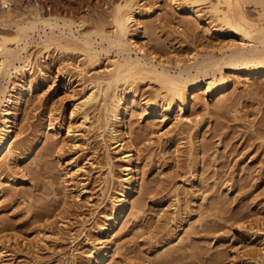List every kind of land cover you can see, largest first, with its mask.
<instances>
[{
	"label": "rangeland",
	"instance_id": "obj_1",
	"mask_svg": "<svg viewBox=\"0 0 264 264\" xmlns=\"http://www.w3.org/2000/svg\"><path fill=\"white\" fill-rule=\"evenodd\" d=\"M118 1L12 0L5 8L0 0V34L15 31L7 18L19 21L34 10L68 17L82 33L101 25L111 32V12ZM151 1L163 10L142 18L136 39L158 60L174 66L235 40L225 30L217 32V23L210 32L212 19L203 11L197 18L178 11L172 0ZM31 47L38 55L36 44ZM107 58L101 55L93 73L104 69ZM86 63L81 53L52 49L38 55L35 72L25 83L14 78L7 84L23 87L24 103L16 128L18 148L0 159L4 264H92V252L108 244L111 230L101 235L95 228L104 213L112 215L109 198L121 189L117 180L125 177V162L120 147L93 128L98 110L81 127L75 104L89 94V77L80 71ZM263 72L225 71L229 82L222 93H206L204 86L192 89L183 114L191 122L178 127L173 124L182 116L179 105L164 103L157 84L137 82L135 98L134 92H126L139 167L132 200L141 213L132 210L118 226L112 222L110 227L122 237L108 252L109 264H264ZM72 157L81 170L69 178L64 166ZM83 185L87 191L80 193ZM42 226L56 236L37 246Z\"/></svg>",
	"mask_w": 264,
	"mask_h": 264
},
{
	"label": "bare ground",
	"instance_id": "obj_2",
	"mask_svg": "<svg viewBox=\"0 0 264 264\" xmlns=\"http://www.w3.org/2000/svg\"><path fill=\"white\" fill-rule=\"evenodd\" d=\"M1 1L5 8L12 4V0ZM172 3L178 11L186 10L197 18H200L201 11L205 12L212 19L207 25L210 32L214 29V23H217V32L225 34L227 31L235 40L220 43L211 51L201 50L202 53L194 54L191 60L176 61L174 66L170 61L158 60L156 55H148L136 39L143 28L142 18L158 16L163 10L162 5L149 0H119L115 3L111 12V32L101 25L82 33L75 29V22L68 17H61L52 10L48 14L34 10L29 17L19 21L7 18L5 21L12 23L15 31L0 34V159L11 157L18 148L20 135L16 128L19 109L24 103L23 87L10 88L7 84L14 78L25 83L29 75L35 72L38 55H47L52 49L81 53L87 59L86 67L80 71L82 75L89 77V94L75 104L77 111L82 114L81 127H87V123L91 121L90 112L98 110L100 115L98 118L96 116V123H92L95 125L93 128L103 132L102 134L106 133L109 141L120 147L121 158L125 162V177L117 180L121 189L116 191L117 197L109 198L112 215L104 213L101 224L95 228L98 234L103 235L107 230H111L112 234L104 250L92 252L91 256L96 258L92 264H109L108 252L122 237L115 227H110L112 222L118 226L132 210H136L137 215L141 213L136 201L132 200L138 191L139 167L136 166L138 155L135 154L127 122L129 111L126 107V92L131 91L133 94L134 85L139 81L149 80L157 84L162 91L159 96L164 103L170 108L179 105L182 116L173 124L178 127L191 122L183 114L188 107L189 92L192 89L200 90L204 86L206 93H222L227 91L229 82L225 71H264V0H172ZM33 43L40 50L38 55L30 51ZM111 51H115V55L110 56ZM102 54L108 56V63L103 70L93 73ZM150 104L151 102L148 107ZM72 131L69 130V133L74 132ZM76 146L77 144L74 145ZM75 160L72 157L71 162L63 165L69 178L77 177L81 170L74 166ZM109 169V174L115 181L113 167L110 166ZM85 191L86 186L83 185L79 192ZM129 204L131 208L128 209ZM64 223L61 222L66 225ZM55 236L54 230L42 226L35 236V244L44 245ZM0 264H4L2 260Z\"/></svg>",
	"mask_w": 264,
	"mask_h": 264
}]
</instances>
